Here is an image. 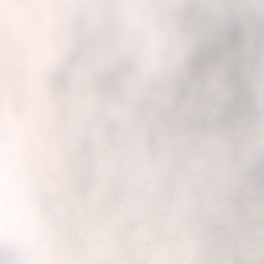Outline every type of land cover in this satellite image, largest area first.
I'll list each match as a JSON object with an SVG mask.
<instances>
[{
	"label": "clouds",
	"instance_id": "clouds-1",
	"mask_svg": "<svg viewBox=\"0 0 264 264\" xmlns=\"http://www.w3.org/2000/svg\"><path fill=\"white\" fill-rule=\"evenodd\" d=\"M0 264H264V0H0Z\"/></svg>",
	"mask_w": 264,
	"mask_h": 264
}]
</instances>
